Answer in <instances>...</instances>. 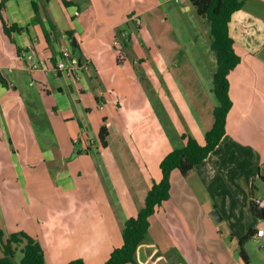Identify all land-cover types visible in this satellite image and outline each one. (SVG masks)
<instances>
[{
	"label": "crops",
	"instance_id": "obj_1",
	"mask_svg": "<svg viewBox=\"0 0 264 264\" xmlns=\"http://www.w3.org/2000/svg\"><path fill=\"white\" fill-rule=\"evenodd\" d=\"M5 1L4 20L24 30L13 33L12 43L0 20V68L11 69L9 85L0 83V159L26 161L29 169H15L12 184L27 189L23 196L37 195L32 192L30 218L13 221L1 213L0 226L7 235L24 231L39 241L46 264H104L123 245L122 224L138 215L162 179L163 158L185 146L184 134L205 144L217 105L216 55L207 47L199 62L193 56L198 39L183 42L182 22L177 31L168 18L187 16L194 10L190 0ZM33 2L43 6L45 28H55L52 45ZM130 22L138 26V40L155 47L139 61L156 71L139 75L130 63V51L143 46L130 47L137 41ZM230 34L241 61L229 75L226 135L187 176L172 172L170 198L150 218L139 264H247L240 243L249 235L243 244L249 264H264V235L253 239L264 220L252 211L253 200L264 197L258 196L264 187V0H248L232 16ZM65 48L91 61L82 81L57 75L55 58ZM41 109L46 127L35 123ZM104 125L106 148L99 141ZM8 142L17 155H7ZM5 183L0 166V191Z\"/></svg>",
	"mask_w": 264,
	"mask_h": 264
},
{
	"label": "trees",
	"instance_id": "obj_2",
	"mask_svg": "<svg viewBox=\"0 0 264 264\" xmlns=\"http://www.w3.org/2000/svg\"><path fill=\"white\" fill-rule=\"evenodd\" d=\"M192 6L207 24L211 36V49L217 58V70L213 77V93L217 100L214 108V124L206 134L205 144H200L189 135H183L186 141L184 147L174 149L167 154L160 164L162 179L154 183L146 195L144 206L136 217L130 218L122 224L123 245L115 249L104 264H139L137 251L144 242L150 228V218L157 212L158 208L170 198L171 175L179 170L187 176L196 166L200 165L220 144L226 135L228 115L233 107L230 97V73L239 65L241 59L234 48V39L230 34V22L232 16L240 11L248 0H190ZM6 1L0 2V20L3 31L12 43H15L13 33L22 32L24 29L16 25L9 26L3 17ZM66 6L71 3L64 1ZM39 24L41 25L47 42L52 45L56 40L55 28H45L43 17V6L33 2ZM72 37V33H67ZM21 54V50L17 49ZM0 83L8 86L9 79L6 74H0ZM108 128L104 125L99 132V141L102 148L108 145ZM252 211L257 218L264 220V209L258 208L252 203ZM251 235H249L250 237ZM244 238L241 243V256L249 264V258L243 249V244L249 239ZM0 264H46L45 251L39 241L24 231L7 235L0 227ZM20 251L22 258L16 262V254ZM67 264H85L77 259Z\"/></svg>",
	"mask_w": 264,
	"mask_h": 264
},
{
	"label": "rangeland",
	"instance_id": "obj_3",
	"mask_svg": "<svg viewBox=\"0 0 264 264\" xmlns=\"http://www.w3.org/2000/svg\"><path fill=\"white\" fill-rule=\"evenodd\" d=\"M166 8V7H165ZM178 8V7H177ZM169 20L174 24V26L176 27V30H178L179 28V22H182V28H181V38L183 40V42H190L191 40H195L198 39V46L200 47V49L196 51L194 53L193 56H195L197 58V60H199V62H202L200 59V55H202L205 51H207V49L209 48L210 51L211 50V45H210V41H211V36L210 34L208 35L206 32L209 31V27L207 26L206 22L198 16L196 10L194 9L193 11H191L190 13L187 14V16L183 17V16H177L176 14H174L173 16H169L168 17ZM203 23V24H202ZM130 31L132 33V37L134 39V37H137V41L134 44V41L131 39L130 41V47H134L137 45H143L142 50L138 51L140 49H134L132 51H130V63L134 66V69L136 71L137 74L139 75H145L146 72L147 74L149 73V71H156V67L154 64H149L148 66L146 65L147 61L145 60H140V56L146 59L151 58V54L155 53V47L152 48H148L142 39L138 40V26L136 25V23H131L130 22ZM209 33V32H208ZM118 37L120 39V41L124 40L123 37H121V34H118ZM142 43V44H141ZM121 46H119L118 48H120ZM208 47V48H207ZM154 48V49H153ZM213 53V52H212ZM141 54V55H140ZM79 55V54H78ZM216 66V63H215ZM204 74H207V72H205ZM26 85V89H30L28 88L27 83ZM38 84L35 85L34 89L32 90H36L38 89ZM28 106L30 108H34L36 107L35 105L28 103ZM29 115L32 116V109L29 110ZM2 122L5 124L6 123V117L4 118V116L2 115ZM40 118V122L36 121V125L39 123H43L44 127L47 126L48 122H47V117L45 115V113H43V110L41 109V115L39 116ZM41 136H43L41 134ZM46 138V137H45ZM81 144V143H80ZM77 145V144H75ZM7 148H8V153L7 155H9V153H13L15 155H17V152L15 150L14 147H12L11 143L8 142L7 143ZM10 148V150H9ZM0 166L1 169L4 170L6 172V177H7V183H5V191H0V218H1V213L4 215V217H6L8 220L9 219H14L13 221H15V217H20L23 218L24 215H26V217L30 218V209L31 206L34 204V197L35 195H37L35 193L34 190H32V192L35 194L33 195L32 192L28 191V196H23L21 191H25L27 192V189H21L19 187H14L12 183H15L17 181L16 179V175L14 174V170L18 169V170H23L26 173V170L29 169V164L26 161H22L21 158L19 157L18 159L16 158V160H11L8 158L5 159V161H3L2 159H0ZM41 169L38 168L37 169V175H41L40 174ZM28 172V171H27ZM28 178V177H27ZM39 179V177H38ZM29 180V179H27ZM261 184V182L259 183ZM39 185H43L40 179ZM47 186H45L43 192H47ZM5 195V199L3 198V196ZM264 195V187L261 188L260 192L258 193V196H262ZM26 197L28 198V200L26 199ZM262 198V197H259ZM264 198V197H263ZM30 199L31 202L30 203ZM27 201H29V205H26ZM2 229L3 227L0 226ZM5 231V229H3ZM6 232V231H5ZM22 258V254L20 251L17 252L16 254V262H20Z\"/></svg>",
	"mask_w": 264,
	"mask_h": 264
},
{
	"label": "built area",
	"instance_id": "obj_4",
	"mask_svg": "<svg viewBox=\"0 0 264 264\" xmlns=\"http://www.w3.org/2000/svg\"><path fill=\"white\" fill-rule=\"evenodd\" d=\"M74 15L78 16L79 11H75ZM140 22V21H138ZM39 67L37 63L33 64L32 70ZM92 63L89 59L83 58L76 54L73 49L65 48L57 52L55 58V70L57 75H61L72 81H82L85 76L90 72ZM11 71V69H8ZM6 69L0 68V74L8 72ZM103 105H101V108ZM254 204L258 208L264 209V198H256L253 200ZM264 235V230H259L256 235L253 236L254 240H259Z\"/></svg>",
	"mask_w": 264,
	"mask_h": 264
},
{
	"label": "water",
	"instance_id": "obj_5",
	"mask_svg": "<svg viewBox=\"0 0 264 264\" xmlns=\"http://www.w3.org/2000/svg\"><path fill=\"white\" fill-rule=\"evenodd\" d=\"M70 43H71L72 46L77 47V43H76V39H75V38H72ZM213 215L217 218V216H218V212L215 211V212L213 213Z\"/></svg>",
	"mask_w": 264,
	"mask_h": 264
}]
</instances>
